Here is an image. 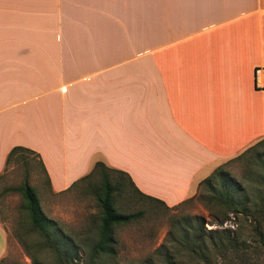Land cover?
I'll return each instance as SVG.
<instances>
[{
  "label": "crops",
  "instance_id": "obj_1",
  "mask_svg": "<svg viewBox=\"0 0 264 264\" xmlns=\"http://www.w3.org/2000/svg\"><path fill=\"white\" fill-rule=\"evenodd\" d=\"M261 67L264 0H0V174L19 146L53 192L100 162L176 206L264 138Z\"/></svg>",
  "mask_w": 264,
  "mask_h": 264
},
{
  "label": "trees",
  "instance_id": "obj_2",
  "mask_svg": "<svg viewBox=\"0 0 264 264\" xmlns=\"http://www.w3.org/2000/svg\"><path fill=\"white\" fill-rule=\"evenodd\" d=\"M20 153L38 158V155L29 149L13 147L6 155L4 167ZM234 159L242 160L249 168L255 170L252 171L256 174L254 185L248 187L226 173L223 166H219L198 184V189L204 187L209 195L200 197V200L204 202L210 217L216 221H225L229 216L233 220L244 221L249 226L248 241H254L255 246L264 249V138ZM40 165L42 166L41 161ZM94 174L100 177V184L93 188L99 212V225L97 231L92 228L80 231L83 235L80 241L71 239L55 221L41 212L34 190L26 182L10 189L21 195L30 225L40 238L42 247L53 257L52 264H118L114 262L116 255L114 230L135 221L140 213L122 214L116 209L113 193H118L123 184L121 179L112 182L110 174H118L125 178L140 197L164 205L161 201L140 194L124 173L108 168L100 162L94 163L90 172L78 181L89 179ZM250 195L259 197L253 201ZM165 238L162 245L153 252L127 264H236L242 256L247 257L255 247L246 245V241L241 239L237 230H206L200 218L182 219L180 223L171 227ZM31 264L42 262L32 258Z\"/></svg>",
  "mask_w": 264,
  "mask_h": 264
},
{
  "label": "rangeland",
  "instance_id": "obj_3",
  "mask_svg": "<svg viewBox=\"0 0 264 264\" xmlns=\"http://www.w3.org/2000/svg\"><path fill=\"white\" fill-rule=\"evenodd\" d=\"M147 47L153 48V39H148ZM222 166L223 170L237 181L248 187L254 185L255 170L249 168L242 160L233 158ZM110 175L112 182L121 179L123 184L118 193H113L116 209L122 214L140 213L135 221L114 230L115 263L127 264L153 252L162 245L171 227L188 217L202 219L206 230H237L246 245L256 244L254 241H248L249 226L244 221L233 220L230 216L225 221H216L210 217L204 202L200 200L202 196H209L204 187L197 188L195 195L169 209L170 207L140 197L122 176ZM24 182L33 188L41 212L55 221L71 239L80 241L83 237L80 231L83 232L85 228L97 231L99 212L93 188L100 184L98 174L78 181L64 191L53 192L39 159L27 153L17 154L0 174V224L6 237L0 264H31L32 258L42 264L53 263V257L42 247L40 238L30 225L21 195L10 190ZM250 196L253 201L259 197ZM182 261L186 262L185 259ZM236 264H264V249L256 245L247 257L242 256Z\"/></svg>",
  "mask_w": 264,
  "mask_h": 264
},
{
  "label": "built area",
  "instance_id": "obj_4",
  "mask_svg": "<svg viewBox=\"0 0 264 264\" xmlns=\"http://www.w3.org/2000/svg\"><path fill=\"white\" fill-rule=\"evenodd\" d=\"M254 86L258 89H264V67L255 70Z\"/></svg>",
  "mask_w": 264,
  "mask_h": 264
}]
</instances>
